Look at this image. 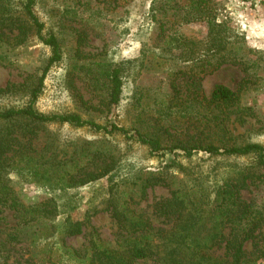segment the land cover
Here are the masks:
<instances>
[{"label": "rangeland", "instance_id": "obj_1", "mask_svg": "<svg viewBox=\"0 0 264 264\" xmlns=\"http://www.w3.org/2000/svg\"><path fill=\"white\" fill-rule=\"evenodd\" d=\"M7 1L13 7L20 2ZM34 1L37 17L45 32L56 37L61 53L45 74L34 105L37 112L72 113L99 125L115 124L158 139L166 148L264 147V0H210L216 22L233 38L230 56L245 63L217 68L210 55L199 59L208 27L204 22L181 23L179 18L189 11L182 0H165L157 10L152 0ZM50 56V49L32 35L22 45L0 44V111L26 105ZM125 61L134 63L123 78L119 103L111 105L108 73ZM218 86L234 97L212 102ZM14 128V135L25 136L12 153L8 186L25 204L53 199L57 213L54 221L23 230L14 211L0 204V264L58 261L62 245L84 253L91 239L101 247L114 246L119 230L110 214L112 204L142 214L155 228L168 229L172 223L153 212L169 190L157 185L142 194L146 178H155L154 183L162 178L172 189L202 188L212 195L219 184L255 164L253 155L197 151L187 157L180 150L151 154L147 146L120 134L105 136L66 124L22 120ZM110 158L115 167L108 176L80 183L104 159L112 163ZM47 159H52L49 165L42 166ZM256 171L258 179L243 199L259 206L264 203V170ZM67 218L81 223L82 234L64 236ZM17 229L19 238L10 240Z\"/></svg>", "mask_w": 264, "mask_h": 264}, {"label": "trees", "instance_id": "obj_2", "mask_svg": "<svg viewBox=\"0 0 264 264\" xmlns=\"http://www.w3.org/2000/svg\"><path fill=\"white\" fill-rule=\"evenodd\" d=\"M182 1L189 11L179 18L181 23L204 22L208 27L207 39L199 59L210 55L214 60V68L226 63L245 67L242 58L230 56L233 51L230 48L234 43L231 41L233 38L226 37L224 25L216 22L217 10L211 1ZM153 2L156 10L161 3H167L165 0H152ZM34 6V0H20L18 7H13L7 0H0V44L22 45L32 35L51 51L48 64L36 87L30 92L26 105L0 111V124L8 125L0 128V131L4 132L0 134V204L14 211L18 226L22 225L23 230L33 225L40 228L44 222L54 221L57 204L53 199L25 204L13 195L8 186L7 177L14 157L12 153L16 152L15 147L19 145L20 138L25 136L24 133L14 135L17 132L14 125L22 120H29L38 125L55 123L76 128L86 127L93 133H102L105 136L120 134L127 140L147 146L151 154L180 150L187 157L197 151L210 156L255 157L254 166L219 184L212 195H208L202 188L172 189L162 178L156 179L158 183L162 180L161 184L154 183L155 178H146L141 184L142 194L157 185L169 190V196L156 204L153 213L157 219L171 222V227L155 228L142 214L112 204L110 214L119 230L114 246L101 247L95 239H91L88 251L81 253L62 245V259L44 263L144 264L151 260L157 264H257L259 260L264 259V203L258 206L243 199V192L258 179L256 168L264 170V147L257 144L229 147L174 144L166 148L162 147L158 139L148 138L139 132H130L115 124L99 125L72 113L45 115L37 112L34 105L42 92L45 74L51 65L60 61L61 53L58 40L53 34L45 32L44 24L37 17ZM133 63L134 61L120 62L109 71L108 99L111 105L119 103L123 92V78ZM3 91L0 89V93ZM233 97L234 93L222 86L216 87L211 93V100L216 103L227 102ZM51 160H45L42 166L49 165ZM110 161L112 163H107L106 159L101 161L98 167L95 166L94 170L87 172L79 180L80 183L85 184L108 176L115 167V162L111 158ZM57 164L62 163L59 161ZM80 234L81 223L67 218L64 221V236ZM19 236L17 229L10 240H17ZM248 244L250 250L246 249Z\"/></svg>", "mask_w": 264, "mask_h": 264}]
</instances>
